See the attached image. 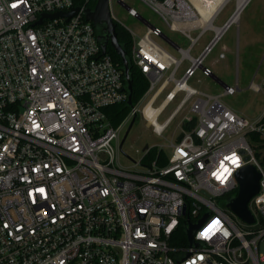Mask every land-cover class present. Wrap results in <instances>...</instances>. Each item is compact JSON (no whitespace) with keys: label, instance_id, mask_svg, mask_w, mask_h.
<instances>
[{"label":"built area","instance_id":"1","mask_svg":"<svg viewBox=\"0 0 264 264\" xmlns=\"http://www.w3.org/2000/svg\"><path fill=\"white\" fill-rule=\"evenodd\" d=\"M87 1L0 0V264H264V160L250 140L252 133L264 138V112L246 121L220 95L187 85L197 68L214 75L203 59L236 22L233 13L222 26H211L201 23L193 0H140L190 46L173 42L177 59L152 39L164 36L159 27L148 23L138 39L130 31L131 60L149 87L112 125L104 109L127 100L123 71L102 53L84 15ZM117 1L140 18L126 0ZM75 6L80 9L69 19L36 23L42 14ZM207 30L213 32L210 42L192 57ZM224 57L220 52L218 58ZM184 59L190 65L176 78ZM262 80L249 88L262 91ZM170 82L164 100L183 96L159 123L168 104L153 119L145 108L154 107ZM236 90L238 84H224L221 95ZM189 102L178 126L181 139L168 142L167 164L145 162L151 148L163 149L157 145L143 147L137 160L129 157L139 169L120 162L122 133L134 114L162 136ZM246 164L260 173L259 190L248 202L252 223L220 205L237 193L235 173ZM202 218L190 242L185 228Z\"/></svg>","mask_w":264,"mask_h":264},{"label":"rangeland","instance_id":"2","mask_svg":"<svg viewBox=\"0 0 264 264\" xmlns=\"http://www.w3.org/2000/svg\"><path fill=\"white\" fill-rule=\"evenodd\" d=\"M126 4L134 8L139 17L128 13L125 6L112 0L110 8L113 14V20L120 23L127 30L135 33V38L142 37L147 31L148 24L159 27L163 34L172 42L183 49L190 46L189 38L178 31L171 30L164 20L152 11L146 4L140 0H126ZM236 5V0H229L218 15L213 20L214 26H222L230 14H232ZM144 20H142V19ZM198 30L192 31V36L198 35ZM213 36L211 30L204 32L197 40L190 51L192 57L199 56L205 46L210 42ZM152 39L161 47L170 52L175 58L180 59L181 53L166 39L161 36L152 35ZM220 52H224V58H218ZM264 53V0H248L242 9L238 20L231 23L222 33L210 52L204 57L203 65L213 70L214 75L224 84L235 86L238 84V90L233 94L221 95L224 85L212 76H205L201 68H197L193 76L187 80V85L200 92L211 95H220V100L239 113L246 121H253L260 117L264 112V88L260 92H255L249 88L252 80L261 84L264 77V63L262 56ZM190 65L187 59L182 60L180 68L176 72V78H180L184 70ZM173 86L170 82L167 88L158 96L154 102V107L158 106L165 98V94ZM153 93L150 91L141 102L142 106ZM183 93L172 100L162 111L158 122L162 123L178 106ZM188 105H184L175 115L169 127L165 129L162 136L156 135L150 126L139 117L130 129L122 150H119L120 162L131 170L139 169L134 166L129 159L137 160L141 155V149L148 144L149 146H163V150L168 152V142L176 140L179 129V122L187 113ZM125 126L122 135L127 129Z\"/></svg>","mask_w":264,"mask_h":264},{"label":"water","instance_id":"3","mask_svg":"<svg viewBox=\"0 0 264 264\" xmlns=\"http://www.w3.org/2000/svg\"><path fill=\"white\" fill-rule=\"evenodd\" d=\"M79 9L80 8L78 6H75L66 12H55L51 14L45 13L41 15V18L36 23H40L43 17L53 18L58 16H65L66 19H69L73 15L77 14ZM84 15L86 20L92 22L94 26L95 34L100 43L102 53L103 54L106 53L107 46L109 44L114 48L116 53L120 56L121 61L123 63L122 70L124 72V78H125L124 88L127 91L126 102L128 105L132 107L133 105L132 80L130 79V75H129V59L126 56L125 49L117 39L116 21H114L113 18L111 17L109 0H95V5L93 6V8H86L84 10ZM145 22L148 24L147 21ZM163 38L174 46L173 42H171V40H169L165 35L163 36ZM212 77H214L217 81H219L221 84L224 85V83L221 82L215 75H213ZM138 119H139L138 116L134 114L132 119L128 123L127 129L124 132L120 141V146H119L120 150H122L123 143L125 142V139L130 129ZM181 137L182 134L178 136V140H180ZM147 147L148 144L144 146V148ZM235 177L238 183L237 193L235 195L223 199L220 205L222 207H227L233 214H235L245 222L252 223L254 219L248 208V202L251 199V197H253L259 190L260 173L255 169L254 166L250 164H246L236 171ZM203 220L204 218H202L196 224H189L185 228V232L190 242H193V233Z\"/></svg>","mask_w":264,"mask_h":264},{"label":"trees","instance_id":"4","mask_svg":"<svg viewBox=\"0 0 264 264\" xmlns=\"http://www.w3.org/2000/svg\"><path fill=\"white\" fill-rule=\"evenodd\" d=\"M85 0H75V4L79 5L84 3ZM87 7H93L95 5V0H88L86 3ZM116 32H117V39L123 48L126 51V56L129 59V75L130 79L132 80V104L134 105L138 102L143 95L146 93L149 87V81L146 76L140 71V69L133 64L131 60V48L133 44V40L130 34V31L127 30L124 26L120 23L116 22ZM107 54H109L112 60L118 64L119 68L122 70V61L120 56L116 53L114 48L108 44ZM123 71V70H122ZM123 80L124 72H123ZM131 106L127 104L126 101L112 104L104 109L108 120L112 125L119 124L129 113ZM139 118V116H138ZM194 122L188 123L184 125V129H189L193 126ZM250 140L255 146V153L258 157L264 160V143L261 144L259 142H264V138L260 137L259 133H252L250 134ZM258 145V146H257ZM157 160L158 165L163 166L168 163V155L165 150L158 149V147H153L150 149L148 154L145 157V162H150L151 160ZM181 234L184 236V230H181Z\"/></svg>","mask_w":264,"mask_h":264},{"label":"bare ground","instance_id":"5","mask_svg":"<svg viewBox=\"0 0 264 264\" xmlns=\"http://www.w3.org/2000/svg\"><path fill=\"white\" fill-rule=\"evenodd\" d=\"M193 1L195 5L199 8L203 16L200 20L201 23L211 25V26H212V21L215 18V16L222 10V8L226 5V3L229 2V0H206L207 6H203L200 2L196 0H193ZM247 2L248 0H236V5L232 12L234 14L231 20H235V21L238 20V17ZM167 104H168V101L163 100L156 109H154L155 107H150L149 105H147V107L145 108V113L148 117L153 119L156 116V114H158V112H160L162 108H164Z\"/></svg>","mask_w":264,"mask_h":264},{"label":"flooded vegetation","instance_id":"6","mask_svg":"<svg viewBox=\"0 0 264 264\" xmlns=\"http://www.w3.org/2000/svg\"><path fill=\"white\" fill-rule=\"evenodd\" d=\"M88 8H93V7H88Z\"/></svg>","mask_w":264,"mask_h":264}]
</instances>
